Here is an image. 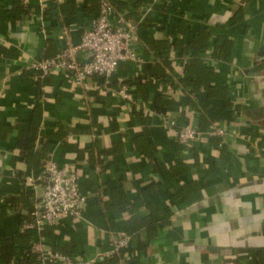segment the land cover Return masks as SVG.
I'll list each match as a JSON object with an SVG mask.
<instances>
[{"label": "crops", "instance_id": "1", "mask_svg": "<svg viewBox=\"0 0 264 264\" xmlns=\"http://www.w3.org/2000/svg\"><path fill=\"white\" fill-rule=\"evenodd\" d=\"M122 1L136 54L164 59L165 78L132 94L139 109L76 89L64 74L40 81L28 70L56 56L63 28L78 45L100 0H0V242L21 234L6 198L32 209L51 159L95 196L81 220L45 230L46 251L101 258L115 234L132 232L128 264H264V0ZM203 30L206 49H183ZM202 68L213 89H186L181 81ZM140 72L121 64L113 82ZM160 100L178 126L218 124L231 137L179 146L156 112ZM37 239L27 233V247Z\"/></svg>", "mask_w": 264, "mask_h": 264}, {"label": "built area", "instance_id": "2", "mask_svg": "<svg viewBox=\"0 0 264 264\" xmlns=\"http://www.w3.org/2000/svg\"><path fill=\"white\" fill-rule=\"evenodd\" d=\"M136 41L130 21L119 14L109 0H100L99 12L90 27L82 29L78 45L72 44L70 31L63 28V45L56 56L35 61L28 70L40 81L54 73L64 74L76 89L83 92L91 89L99 96L115 95L139 109L140 104L132 97L133 87L127 83L130 78L113 82L121 64H134L142 69L147 63L136 54L133 48ZM159 116L165 127L174 131L176 143L183 148H192L205 138L231 137V133L218 124L202 132L190 123L178 126L168 114ZM78 181L74 170L60 167L51 159H47L42 168L38 186L32 179L28 180L29 184L38 187V195L29 213L30 220L21 223L20 231L38 235V239L30 246L31 254L38 264H98L104 259H116L117 264H128L131 254L126 252L129 248V236L126 233L115 234L111 250L101 258L96 256L84 260L46 251L43 239L45 230L55 227L66 218L81 220L84 206L89 198L95 196L94 193H82Z\"/></svg>", "mask_w": 264, "mask_h": 264}, {"label": "trees", "instance_id": "3", "mask_svg": "<svg viewBox=\"0 0 264 264\" xmlns=\"http://www.w3.org/2000/svg\"><path fill=\"white\" fill-rule=\"evenodd\" d=\"M109 2L117 12L120 8L125 6V3L122 0H109ZM203 38L205 40L209 39V34L207 30H203L201 34L197 35L193 39V41L190 43V46L188 47L182 46V47L185 50L190 48L191 50H194L195 52H200L202 49H206L208 46L207 41H206V44H204L203 46H200L201 45L200 42L203 40ZM158 60L160 61L162 60L160 63L162 64L164 59L159 58ZM191 63L193 65L198 64L199 59L194 57ZM160 64L155 63V62L145 63L141 69L140 74L137 77L130 78L127 81V83L133 87V89L136 88V90L132 92L133 95L134 93H136L137 89L145 86L151 78H155V79L165 78V75L161 70ZM202 69H203L202 75H197V79L195 81H190V82L181 81L183 86L185 88L186 87L191 88V90L196 93L201 92L203 89L208 92L211 89H213L207 86V84H204V81L202 80V77L205 75L206 72H209L210 68H202ZM97 80L99 82L102 81L101 79H97ZM189 88H186V89L189 90ZM160 102H163V101L160 100L159 102H157L156 112L158 115H164L166 114L165 113L166 108L161 107L162 105H160ZM162 104H165V102ZM6 199H7V202L11 206L15 207L16 213L18 214V217L21 221L20 223L30 220L29 213L31 212L32 209L28 210L27 212V208L23 207V204H22L23 202H21V200L19 199H15L12 197H8ZM127 235L129 236V244H130L132 242V239H133L132 237L134 235L132 234V232L131 233L129 232V234ZM14 261L16 264H38L37 261L35 260L34 255L31 254L30 252V247H27V234L21 233L12 239L3 238L0 242V262H6V263L10 262L11 263ZM102 264H116V261L113 259L106 263L102 262Z\"/></svg>", "mask_w": 264, "mask_h": 264}, {"label": "water", "instance_id": "4", "mask_svg": "<svg viewBox=\"0 0 264 264\" xmlns=\"http://www.w3.org/2000/svg\"><path fill=\"white\" fill-rule=\"evenodd\" d=\"M263 112H264V110H263ZM258 251H259V252H264V249H259Z\"/></svg>", "mask_w": 264, "mask_h": 264}]
</instances>
